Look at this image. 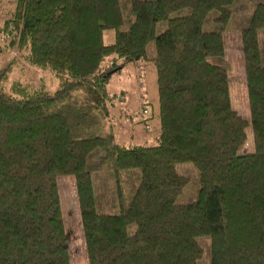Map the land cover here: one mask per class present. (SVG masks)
Returning a JSON list of instances; mask_svg holds the SVG:
<instances>
[{
	"label": "trees",
	"instance_id": "obj_1",
	"mask_svg": "<svg viewBox=\"0 0 264 264\" xmlns=\"http://www.w3.org/2000/svg\"><path fill=\"white\" fill-rule=\"evenodd\" d=\"M235 1L13 0L0 32L55 86L5 87L11 61L0 69V264H70L58 176L73 180L86 264H264V2L237 28L246 120L223 62ZM136 60L154 68L151 144L117 142L109 122L108 78ZM180 162L197 171L191 201L176 200Z\"/></svg>",
	"mask_w": 264,
	"mask_h": 264
},
{
	"label": "rangeland",
	"instance_id": "obj_2",
	"mask_svg": "<svg viewBox=\"0 0 264 264\" xmlns=\"http://www.w3.org/2000/svg\"><path fill=\"white\" fill-rule=\"evenodd\" d=\"M257 1L259 0H236L235 4L237 5L232 10L234 17L222 35L224 42L223 62L226 65L230 104L246 120H248L249 110L237 28L240 25L239 21L241 22L240 17L244 18ZM261 1L264 2V0ZM12 5L13 0H0V27ZM112 40L113 31L104 29L102 31L103 43H109ZM260 44L264 58V30L260 33ZM8 60L11 61L12 66L3 81L5 87L13 80H18L31 87L42 86L46 91H51L55 86V79L49 71L28 64L15 49L14 43L10 45L8 37L0 32V69ZM112 61L121 63L122 60L113 55L103 59L104 63ZM105 87L108 94L111 95L109 122L112 124L116 141L120 143H153L154 137L158 133V122L152 64L146 60L124 62L118 72L111 74ZM244 131L245 140L239 152L251 151L252 149L250 130L245 127ZM175 169L187 177V184L176 196V200L182 202L193 200L198 186L196 169L189 162L177 163ZM94 179L96 191L101 194L98 196V204L104 210H108V194L105 191L107 186L103 175H97ZM56 186L67 236L69 262L70 264H86L73 180L70 176H58L56 177ZM205 262L206 260L203 259L199 264H206Z\"/></svg>",
	"mask_w": 264,
	"mask_h": 264
}]
</instances>
